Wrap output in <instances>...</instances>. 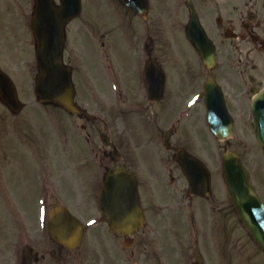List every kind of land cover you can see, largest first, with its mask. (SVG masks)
<instances>
[{
  "label": "flooded vegetation",
  "instance_id": "obj_1",
  "mask_svg": "<svg viewBox=\"0 0 264 264\" xmlns=\"http://www.w3.org/2000/svg\"><path fill=\"white\" fill-rule=\"evenodd\" d=\"M180 1L186 3V0ZM193 1L197 7L199 19L216 47V62L212 72L222 87L226 104L234 117L235 127L241 128L240 134L243 140H251L254 128L250 115L251 103L254 93L264 87V0ZM184 9L188 10L187 7ZM180 15L184 23L182 24L179 20V25L185 30L187 14L181 13ZM146 22L149 23L148 20ZM137 26L141 27L142 23L138 22ZM103 37L105 38L106 34ZM145 40H149L151 47H122V51H128L133 58L137 59L135 63H127L125 59L115 62L110 54L116 50L110 47L102 48L106 56V69L112 72L120 95L125 96L126 90L134 93L130 99L125 96L126 106L130 111L139 113L144 127L146 122L151 123L154 133L147 140V144L152 149L150 154L166 162V171L153 170L148 166L139 168L138 159L129 146L120 152L119 159H116L111 152L105 151L103 160L107 163H119L132 170L146 187L168 179L173 185L182 183L184 187L181 176L174 174L176 170L173 166L175 151L185 149L201 157L206 154L208 143L214 141L213 136L207 131L205 122L207 109L203 86L207 76L204 79L201 76V74L208 75L209 71L201 62V58L192 55L189 50L185 53L181 51V54L173 56V61L166 66L159 55L160 52L166 51L165 47H155V42L157 44L158 40V29L147 31ZM105 44L103 42V45ZM91 48L86 47V51L89 52ZM92 53L98 55L96 50H92ZM141 53L145 55L142 56ZM69 58L73 61L71 55ZM150 61L152 67L160 62L164 69L168 67L177 70L172 80L169 73L167 74L165 94L160 99L157 96L150 97L147 84L143 80V70ZM127 74L129 78L125 81L122 77ZM92 76L108 100L107 95L111 94V89L106 82L102 83L103 74L99 62L92 65ZM170 80L172 99L167 100ZM101 85L102 88H100ZM196 95H199L198 100L194 105L189 106V101ZM121 111L125 112L123 109ZM136 126L142 128V125ZM145 129L148 130L146 127ZM168 129H173V131L165 141L164 133ZM155 189L151 191L152 194H155ZM165 202V200L157 199H146L143 202L149 225L136 233L137 241L134 239L136 249L132 252V256L135 257L137 264H174L175 262L174 232L171 227L174 216L164 207ZM220 203L214 199L209 200L207 204L197 205L188 198L180 204L183 212L187 211L190 214L188 218H191V221L196 222L199 219L203 222L213 220L218 214H224L227 219L229 210H225ZM231 211L234 214L233 209ZM89 216L97 218L100 223H103L106 218L95 203L91 204ZM215 229L216 223L212 226V230ZM95 230L93 232L95 236H105L103 227H97ZM233 230L231 228V234ZM38 249L43 258L51 255L58 259V262L67 260L72 252L51 239L42 241ZM90 256H94V249H90ZM72 258L77 261L78 255L74 254ZM38 261H43V259H38Z\"/></svg>",
  "mask_w": 264,
  "mask_h": 264
},
{
  "label": "rangeland",
  "instance_id": "obj_2",
  "mask_svg": "<svg viewBox=\"0 0 264 264\" xmlns=\"http://www.w3.org/2000/svg\"><path fill=\"white\" fill-rule=\"evenodd\" d=\"M111 3L110 0H107ZM105 2L106 0H85V9L87 10V15L92 16L94 15L97 17L98 15H102L105 12ZM98 22L100 20H97ZM116 37H118V30H115L113 33ZM119 39V38H118ZM84 40V38L82 39ZM27 79L30 77L28 75L25 76ZM17 84L22 87V78H16L15 79ZM32 83V80L29 81ZM31 89L33 88L30 86ZM30 89V90H31ZM26 91V90H25ZM32 92V91H31ZM31 92L29 94L23 93V95L27 94L28 97H32ZM30 99H27L29 103ZM35 99H31V101H34ZM33 105V103H30ZM39 107V106H38ZM39 111H42V109L39 107ZM25 113V112H24ZM0 120L6 121L5 123L0 124V141L2 143V146L4 147H10L11 146V139L18 140L17 138L19 136L25 135L30 136V134L34 133L35 135L41 137V139H45L47 142V148L48 151L51 152V157H49L48 162V169L50 171V175L54 178L58 179L57 184L62 186V191L65 192L66 184L65 182L60 178V176L63 178L65 175V167H67L69 170L72 167V161L74 156V139L70 136V141L66 145V150L63 149L65 160L62 162H59V164L56 165V156H54V153L56 152L55 149V142L56 140L60 139V135L56 133V121L58 119L57 116H55L54 113H51V115L48 112H45L43 114L37 113L34 110H31L28 108L25 114L19 116L18 118H12L7 114V112L4 110L3 104L0 103ZM58 115V114H57ZM42 116H45L42 118ZM26 120H34L32 123L26 125ZM43 121H48L47 124H44ZM49 124V125H48ZM27 127H25V126ZM56 128V129H55ZM253 149H248L245 145H243L242 150L245 148L247 149L245 151V159H247V164L250 166V168L254 171L259 173L260 175V182L264 189V152L258 147L254 146L253 144H250ZM65 146V145H64ZM43 149L44 146L42 147ZM13 156H16V169L20 171L23 175V177L27 178L30 176V174L35 173L38 171V168L36 167L39 163V158H31V154H27L25 151H19L14 154ZM47 159V156H46ZM36 167V168H35ZM63 171H58L57 168H62ZM1 171L4 173L3 180L0 179V205L2 203H6L4 200L8 198L11 194L15 195L18 193V190L12 187V181L7 182V177L5 175V167L1 168ZM74 178V177H72ZM79 183V182H78ZM65 199V196L63 197V200ZM16 206V203H11ZM38 208V207H37ZM36 204L31 202L26 207V217L30 216V219L36 215L37 212ZM2 215V214H1ZM0 215V216H1ZM189 213L187 211L183 212L181 218L177 221L179 223V226H185V223L182 222L184 218L189 217ZM1 228H0V248L1 246L4 248L6 245H8V230L9 225L8 221L1 217ZM187 231L189 232V236L191 239H199L202 248L205 250L206 255L209 259H214L213 264H229L228 260H233V264H264V259L262 258L261 254L259 253V248L255 244L254 241L250 240L247 236H238V235H232L231 232L224 230L225 222H223L220 233L217 234L214 231H207L208 236H206L204 233H206V228H203L201 226L200 229L198 226H194L193 224L187 225ZM12 228V227H11ZM191 228L190 230H188ZM212 229V226H211ZM1 231L4 233L1 234ZM195 236V238L192 239V237ZM20 236L15 237V241L17 242L19 246V239ZM185 241V239L183 240ZM188 241V238L187 240ZM193 244L191 246H187L186 242L182 244L178 248L179 254L182 253V258L184 261H187L186 255H190V258L193 260L194 257V250H193ZM177 257V256H176ZM179 259V257H177ZM118 262L117 264H119Z\"/></svg>",
  "mask_w": 264,
  "mask_h": 264
},
{
  "label": "water",
  "instance_id": "obj_3",
  "mask_svg": "<svg viewBox=\"0 0 264 264\" xmlns=\"http://www.w3.org/2000/svg\"><path fill=\"white\" fill-rule=\"evenodd\" d=\"M51 47H56V44ZM55 67L57 68V63H55ZM43 75L44 74H42V76H40L39 78L40 79L39 80V84H40L39 92H40L42 99H52L72 109L73 102H72L71 81L67 77H62V79L57 78L56 71L52 76H49L48 80L44 79ZM234 161L235 163L232 164L228 172L230 188L233 194L236 196V199L239 203V208L242 212L244 219L246 220L248 225L251 227L252 231L254 232L258 240L264 246V226L262 224H257L259 225V227H257L256 225L253 224L249 215H247L244 212L245 205L243 204L250 203L255 210L258 211L259 209L262 217H264V208L263 206L260 205L259 200L257 199V197H255V194L253 193L252 188L248 185V183L245 182V180L240 179L235 174V170L237 169V166H240V163L235 158H234ZM247 192H252V195L250 198H246L247 196L245 197V193Z\"/></svg>",
  "mask_w": 264,
  "mask_h": 264
}]
</instances>
